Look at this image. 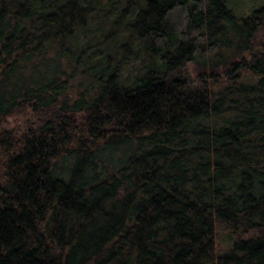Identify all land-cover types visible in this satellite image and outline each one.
<instances>
[{"label":"trees","instance_id":"trees-1","mask_svg":"<svg viewBox=\"0 0 264 264\" xmlns=\"http://www.w3.org/2000/svg\"><path fill=\"white\" fill-rule=\"evenodd\" d=\"M229 1L0 0V123L38 120L0 129V264H264V3Z\"/></svg>","mask_w":264,"mask_h":264},{"label":"rangeland","instance_id":"rangeland-1","mask_svg":"<svg viewBox=\"0 0 264 264\" xmlns=\"http://www.w3.org/2000/svg\"><path fill=\"white\" fill-rule=\"evenodd\" d=\"M228 3L229 7L232 8L235 16L242 17L250 14V12L254 8L261 6V4L264 3V0H230ZM257 39L259 40L261 45L255 47V49L260 50L261 47L264 45V33L258 35ZM185 69L188 80H191L195 84L198 83L199 79L197 78L194 64L192 62L187 63ZM37 121L38 120L36 115L28 109L24 114H14L13 116L5 117L0 123V129H11L15 127L17 129L23 130L27 126H35ZM221 235L223 239V236L225 234L222 233ZM228 243V241H224L222 243L220 242L219 245L222 249H226Z\"/></svg>","mask_w":264,"mask_h":264}]
</instances>
